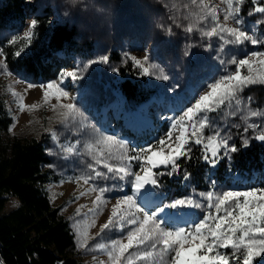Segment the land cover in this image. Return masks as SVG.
I'll return each instance as SVG.
<instances>
[{
    "label": "snow or ice",
    "instance_id": "1",
    "mask_svg": "<svg viewBox=\"0 0 264 264\" xmlns=\"http://www.w3.org/2000/svg\"><path fill=\"white\" fill-rule=\"evenodd\" d=\"M247 3L253 5L247 17H257L254 21L242 15ZM183 8L184 14L173 18V23L187 34H198L202 40L216 38L215 58L222 69L217 78L193 96L180 115L169 118L167 131L150 142L135 145L118 135L97 132L87 123L75 97L66 89L65 80H82L91 65L108 63L107 55L88 61L83 69L62 71L58 79L39 85L28 83L27 89L42 90L39 102L24 103L27 89L24 94L10 90L21 113L47 105L61 125L74 126L76 133L91 129L82 147H79L80 140L60 147L64 159L84 155L91 160L87 164L90 171L69 182L88 186L75 196L76 200L95 193L87 212H81L86 205L77 208L76 215L82 219L75 221L73 230L80 249H88L89 242L100 237L91 250L104 254L107 259L99 260L98 264H264V187L194 192L161 206L165 196L159 191V178L178 173L179 161L191 159L193 146H200L203 160L215 167L223 156L231 160V153L249 147L251 139L264 143V109L252 108L253 97L244 95L245 89L264 86V50H255L264 46V0H188ZM181 19L186 23H181ZM37 24L36 19L31 20L22 36H13L8 41L9 45H19L15 57H21L31 47ZM166 31L168 35L174 34L171 27ZM249 45L252 47L248 48ZM234 51L241 55H230ZM130 59L142 75L169 79L163 69L150 63L148 55L142 60L134 56ZM0 73L12 75L3 48H0ZM236 115L245 125L244 133L249 130L255 133L251 138L242 137L240 147L230 144L232 136L222 135V128L217 124L218 118ZM255 119L262 123L253 122ZM49 131L58 142L56 132ZM206 131L211 134L206 135ZM189 175L185 172L184 179L188 180ZM98 180L114 183L99 186L94 183ZM126 186L128 192L124 191ZM211 187L216 188L215 182ZM109 192L116 193L114 203L106 197ZM109 205L107 220L95 236L91 235V229L97 226L98 218ZM169 209H200L203 215L192 211L174 213ZM116 233H119L117 238L105 235Z\"/></svg>",
    "mask_w": 264,
    "mask_h": 264
},
{
    "label": "rangeland",
    "instance_id": "2",
    "mask_svg": "<svg viewBox=\"0 0 264 264\" xmlns=\"http://www.w3.org/2000/svg\"><path fill=\"white\" fill-rule=\"evenodd\" d=\"M187 2L188 0H26L28 19L25 28L21 32L0 29V48L4 49V46H8V41L13 36H22L37 13H48L52 23L74 26L76 39L80 43H91L92 47L87 57L74 55V57L66 59V65L62 71L83 69L88 61L96 60L104 55H107L109 60L106 64L97 63L88 67L82 80L76 82H72L70 79L65 80L66 89L75 97V102L87 117V123L97 132L118 135L120 138H126L132 144L143 145L152 141L153 138L163 135L170 125L169 118L180 115L181 111L189 105L193 96L198 95L206 88L207 83L217 78L222 69L215 58L218 48L216 38H213L212 41L202 40L198 34H187L173 23V18L182 17L185 11L183 5ZM173 5L177 7L173 8ZM252 7L251 3L245 4L242 8V15L246 19L254 21L257 17H247V12ZM180 22L186 23L182 19ZM168 27L172 28L173 35L167 34ZM257 34L259 35V33ZM209 44H212L211 49L208 48ZM251 47V45L248 46V48ZM247 50V48L244 49V51ZM255 50H264V46ZM113 52L119 56L118 59L111 58ZM145 55L149 56L150 63L154 64L157 69H163L169 77L168 80H157L155 75L144 76L141 74V69L133 65L130 57L134 56L142 60ZM230 55L239 56L241 53L234 51ZM128 64L132 66L133 81L140 85L143 84L149 90L150 98L144 102L136 101L133 96L132 98L127 97L120 87L123 77L120 76L119 71ZM9 71L12 73L11 76H4L0 73V95L4 98L5 106L13 120L9 132L5 136L6 138L18 136L23 139H31L40 138L42 134L47 135L46 149L50 158L47 168L59 179L47 183L46 192L52 204L61 207V213L67 218L73 230L75 221L82 219V216L76 215L77 208L86 205L81 209V212H87L88 208L92 207L95 193L76 200L75 196H78L88 186H78L69 181L90 171L87 169V164L91 160L84 155L64 159L60 145L80 140L79 147H82L83 141L89 138L91 129L76 133L74 126L61 125L56 113L47 105L40 107L37 111L21 113L17 107L16 98L11 95L10 90L24 94L28 83L39 85L46 82H38L29 76L18 74L10 69ZM58 78L59 76L55 79ZM16 81H20V83ZM42 95V90L39 87L27 89L24 103L39 102L42 100ZM244 95L253 97L252 108L264 109V86L257 85L251 89H245ZM52 103L55 101L53 100ZM253 122L262 123L259 119H255ZM217 124L222 128V135L230 134L232 136L230 144L235 143L237 147H240L242 137L251 138L255 135L252 130H249L248 133L243 132L245 125L239 115L218 118ZM233 124H238L240 127H232ZM49 130L56 132L59 138L58 142L52 138ZM208 134L211 133L206 131V135ZM255 141L258 140L251 139L250 145ZM193 151L201 153L203 156L200 146H193ZM234 154L231 153V160ZM221 160L231 162L227 156H223ZM209 166L214 168L210 164ZM160 171H164V169H160ZM185 172L186 169L180 165L178 173L159 178L161 181L159 191H162L165 196L161 206L171 203L174 199L194 194V192L247 187L240 181L241 175L234 174L231 165H229L226 172V178H229L228 182L207 179L204 188H198L185 180L187 183L183 184V189L186 194L177 195V188L168 184L167 177L171 179L181 174L184 176ZM208 174H211L210 170ZM213 182L216 185L215 189L211 187ZM94 183L105 186L112 185L114 182L98 180ZM259 187H264V184ZM124 191H129L127 186ZM115 195V192L106 193V197L113 203ZM196 198L199 199V197ZM18 205L17 198L9 197L5 211L9 212ZM168 211L174 213L192 211L203 215L200 209H169ZM109 214L110 205L98 218L97 226L91 229V235L95 236L99 231V226L107 220ZM185 219L195 218L185 217ZM105 235L117 238L119 233ZM99 240L100 237H97L96 240L90 241L88 249L78 248L76 242L74 253L82 264H98L99 260L107 259L104 254L91 250L92 245Z\"/></svg>",
    "mask_w": 264,
    "mask_h": 264
},
{
    "label": "trees",
    "instance_id": "3",
    "mask_svg": "<svg viewBox=\"0 0 264 264\" xmlns=\"http://www.w3.org/2000/svg\"><path fill=\"white\" fill-rule=\"evenodd\" d=\"M27 19L26 0L0 1V29L21 32ZM35 19L36 34L25 54L15 57L19 45L4 46L11 71L47 82L59 76L66 59L89 56L92 44L80 43L74 26L50 22L48 13H37ZM111 58L119 56L113 52ZM131 69L130 64L120 69V87L127 97L144 102L150 98L149 90L133 81ZM12 121L0 95V264H82L74 253L76 241L70 223L46 192V184L59 179L47 168V135L6 138ZM202 157L193 151L191 159L179 162L190 174L186 181L198 188H204L207 179L228 182L229 165L247 187L264 184V144L260 141L235 153L230 163L221 160L214 168ZM186 181L182 174L167 177L168 184L176 187V194L181 196L186 194ZM9 197L17 198L19 205L6 212Z\"/></svg>",
    "mask_w": 264,
    "mask_h": 264
}]
</instances>
